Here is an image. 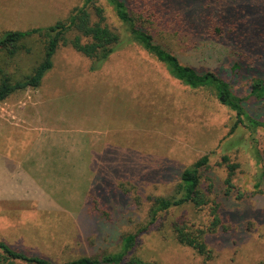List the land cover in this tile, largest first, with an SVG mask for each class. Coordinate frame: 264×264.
I'll return each instance as SVG.
<instances>
[{
  "label": "rangeland",
  "instance_id": "1",
  "mask_svg": "<svg viewBox=\"0 0 264 264\" xmlns=\"http://www.w3.org/2000/svg\"><path fill=\"white\" fill-rule=\"evenodd\" d=\"M83 1L0 0V37L64 20ZM96 4L127 37L105 0ZM156 39L198 70L220 65L204 43L188 47L164 33ZM25 43L31 52L0 53V68L16 77L30 73L41 43ZM52 61L38 87L0 101V240L55 263L118 252L128 233L137 234L135 254L161 264L264 261V129L255 142L242 127L228 134L233 111L207 89L182 85L134 42L96 69L70 46H60ZM253 110L264 117L263 109ZM205 154L223 204V227L208 239L210 259L179 244L168 226L177 218L203 226L205 210L171 209L159 228L140 231L153 198L176 194L182 169ZM223 155L238 165L229 196L221 192ZM14 159L17 165L5 166Z\"/></svg>",
  "mask_w": 264,
  "mask_h": 264
},
{
  "label": "trees",
  "instance_id": "2",
  "mask_svg": "<svg viewBox=\"0 0 264 264\" xmlns=\"http://www.w3.org/2000/svg\"><path fill=\"white\" fill-rule=\"evenodd\" d=\"M96 2L84 0L66 19L51 25L3 33L0 53L5 57L31 52L32 47L25 43L29 39L40 41L41 57L30 73L21 77L0 68V101L18 90L38 87L52 68L53 55L60 46H70L92 59L96 69L118 48L134 42L182 85L207 89L221 105L233 111L234 122L228 134L242 127L257 141L255 135L264 129V117L253 110H264V0H105L127 37L108 25L103 7ZM89 8L93 9L95 20ZM163 33L170 38L180 37L188 47L197 48L204 43L211 51L209 56H216L220 65L198 70L182 63L166 41L156 39V34ZM219 164L227 169L221 192L229 196L238 165L228 155H223ZM208 169L207 154L183 168L176 194L153 198L149 222L140 231L159 228L162 217L171 209L188 206L205 210L209 219L203 226H195L184 218L173 219L168 226L179 244L192 248L205 259L212 258L208 239L223 227V204ZM258 186L256 183L255 187ZM136 240L137 234L128 233L122 237L118 252L82 255L60 263L0 240V264H161L135 254Z\"/></svg>",
  "mask_w": 264,
  "mask_h": 264
},
{
  "label": "crops",
  "instance_id": "3",
  "mask_svg": "<svg viewBox=\"0 0 264 264\" xmlns=\"http://www.w3.org/2000/svg\"><path fill=\"white\" fill-rule=\"evenodd\" d=\"M4 137H6V139H12L13 138V136H9V135H3ZM15 137V136H14ZM30 148V145L29 146H24V148L23 149H26V150H30L29 149ZM32 148H33V151L35 150V147H34V143H33V146H32ZM31 148V149H32ZM30 155H28L27 157H29ZM11 164H14V165H17V163L15 162V159L14 160H12L11 161V163L10 164H5V166L6 165H8V167H9V165H11ZM11 172H14L13 170H10V171H4V173H11Z\"/></svg>",
  "mask_w": 264,
  "mask_h": 264
}]
</instances>
